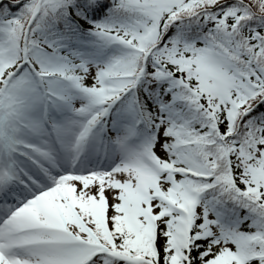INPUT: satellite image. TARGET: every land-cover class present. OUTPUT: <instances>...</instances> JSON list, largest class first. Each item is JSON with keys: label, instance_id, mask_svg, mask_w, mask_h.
<instances>
[{"label": "snow or ice", "instance_id": "1", "mask_svg": "<svg viewBox=\"0 0 264 264\" xmlns=\"http://www.w3.org/2000/svg\"><path fill=\"white\" fill-rule=\"evenodd\" d=\"M0 264H264V0H0Z\"/></svg>", "mask_w": 264, "mask_h": 264}]
</instances>
